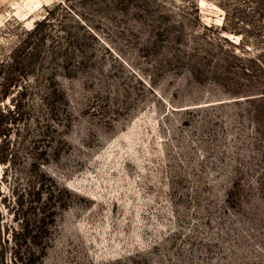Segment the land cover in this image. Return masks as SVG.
<instances>
[{
  "label": "rangeland",
  "instance_id": "obj_1",
  "mask_svg": "<svg viewBox=\"0 0 264 264\" xmlns=\"http://www.w3.org/2000/svg\"><path fill=\"white\" fill-rule=\"evenodd\" d=\"M0 264H264V0H0Z\"/></svg>",
  "mask_w": 264,
  "mask_h": 264
}]
</instances>
